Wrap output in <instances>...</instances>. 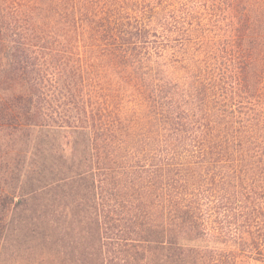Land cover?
<instances>
[{
  "label": "trees",
  "instance_id": "1",
  "mask_svg": "<svg viewBox=\"0 0 264 264\" xmlns=\"http://www.w3.org/2000/svg\"><path fill=\"white\" fill-rule=\"evenodd\" d=\"M0 264H264V0H0Z\"/></svg>",
  "mask_w": 264,
  "mask_h": 264
}]
</instances>
